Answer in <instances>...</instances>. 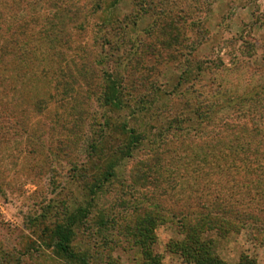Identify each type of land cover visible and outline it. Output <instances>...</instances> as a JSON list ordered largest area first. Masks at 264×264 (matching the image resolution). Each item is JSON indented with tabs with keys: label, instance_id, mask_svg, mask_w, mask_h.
<instances>
[{
	"label": "rangeland",
	"instance_id": "rangeland-1",
	"mask_svg": "<svg viewBox=\"0 0 264 264\" xmlns=\"http://www.w3.org/2000/svg\"><path fill=\"white\" fill-rule=\"evenodd\" d=\"M109 76L122 110L102 99ZM256 106L264 0H0V264H70L54 230L80 209L72 248L93 263L142 264L137 215L160 209L154 251L184 264L166 249L183 239L171 213L227 190L231 205L264 207L227 153L255 128L264 140V112L240 113ZM133 131L142 144L95 197ZM220 242L231 264L244 251L264 264L250 232Z\"/></svg>",
	"mask_w": 264,
	"mask_h": 264
},
{
	"label": "trees",
	"instance_id": "trees-1",
	"mask_svg": "<svg viewBox=\"0 0 264 264\" xmlns=\"http://www.w3.org/2000/svg\"><path fill=\"white\" fill-rule=\"evenodd\" d=\"M107 83L102 98L105 105L117 111L122 110L124 103L116 80L109 76ZM254 108L251 109L252 111H240L241 116H251L252 121L260 120L264 108L258 109L257 106ZM239 114L230 116L229 120L237 119ZM110 126H112L110 122H107V129ZM124 129H127L126 125ZM134 132H131L130 142L122 146L124 147L122 151L116 153L121 156V159L109 165L102 179L98 181L99 183L91 187V194L95 197L105 183L116 175V169L121 162L126 157L132 156L136 147L142 144L143 139ZM262 132V129L255 128L248 138L240 137V139L227 141V153L237 154L232 176H243L246 186L264 191V140L257 138ZM229 192L230 190H227L222 196H216L215 200L207 202V205H197L194 211L171 213L170 218L176 220L183 239L169 244L166 248L167 252L180 257L184 264H231L219 252L220 241H228L231 234H240L242 231L250 232L254 240L260 241V244L264 246V207H247L242 203L231 205ZM162 213L163 211L159 209L158 212L145 211L137 215L139 218L135 222L134 236L137 245L142 248V264H165L163 257L154 251L155 236L153 233L164 222L162 218L165 214ZM88 216L89 211L80 209L78 215L71 217L69 224L57 225L54 230L56 240L54 249L70 264H95L88 254H77L72 248L75 234L73 227L78 222L81 223L87 219ZM239 264L260 263L257 257L244 251L240 254Z\"/></svg>",
	"mask_w": 264,
	"mask_h": 264
},
{
	"label": "crops",
	"instance_id": "crops-1",
	"mask_svg": "<svg viewBox=\"0 0 264 264\" xmlns=\"http://www.w3.org/2000/svg\"><path fill=\"white\" fill-rule=\"evenodd\" d=\"M227 260V259H226ZM228 261V260H227Z\"/></svg>",
	"mask_w": 264,
	"mask_h": 264
}]
</instances>
